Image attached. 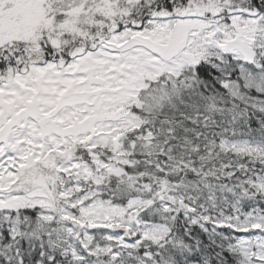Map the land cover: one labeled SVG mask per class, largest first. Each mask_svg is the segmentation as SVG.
I'll list each match as a JSON object with an SVG mask.
<instances>
[{"label": "snow or ice", "instance_id": "snow-or-ice-1", "mask_svg": "<svg viewBox=\"0 0 264 264\" xmlns=\"http://www.w3.org/2000/svg\"><path fill=\"white\" fill-rule=\"evenodd\" d=\"M0 264H264V0H0Z\"/></svg>", "mask_w": 264, "mask_h": 264}]
</instances>
